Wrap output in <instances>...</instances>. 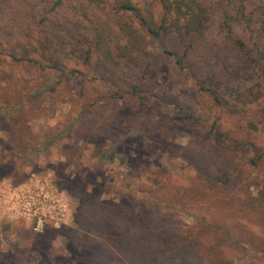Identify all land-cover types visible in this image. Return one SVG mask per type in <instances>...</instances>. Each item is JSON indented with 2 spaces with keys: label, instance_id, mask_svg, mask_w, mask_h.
<instances>
[{
  "label": "rangeland",
  "instance_id": "rangeland-1",
  "mask_svg": "<svg viewBox=\"0 0 264 264\" xmlns=\"http://www.w3.org/2000/svg\"><path fill=\"white\" fill-rule=\"evenodd\" d=\"M131 1L160 22L158 0ZM222 17L211 40L222 36ZM12 37L0 29V180L49 175L71 216L38 234L29 220H0V264H264V157L251 163L253 147L264 150V125L251 126L255 107L231 114L209 95L193 97V77L149 36L160 58L154 83L126 68L124 77L119 65L112 76L95 53L62 74L18 61ZM137 83L143 89L132 92ZM154 87L180 94L193 123L171 119ZM213 120L226 142L210 132ZM154 232L171 244L150 240Z\"/></svg>",
  "mask_w": 264,
  "mask_h": 264
},
{
  "label": "trees",
  "instance_id": "trees-1",
  "mask_svg": "<svg viewBox=\"0 0 264 264\" xmlns=\"http://www.w3.org/2000/svg\"><path fill=\"white\" fill-rule=\"evenodd\" d=\"M158 1L161 18L153 24L131 0H0V29L12 30L18 61H39L62 74L68 61L86 64L95 53L112 76L118 75L119 65L124 77L126 68L136 79L147 77L154 83L160 58L148 49L149 36L193 77L198 90L193 97L209 95L231 114L255 107L251 126L264 125V0ZM217 11L223 16V32L219 40H211L208 31ZM126 13H132L140 27ZM233 22L241 27L240 34ZM131 87L132 92L143 89L138 83ZM154 88L157 101L172 109L171 119L193 123L195 109L180 94ZM218 129L213 120L210 132L226 142ZM253 151L251 163L256 164L264 150L254 146ZM150 237L171 244L167 235L154 232Z\"/></svg>",
  "mask_w": 264,
  "mask_h": 264
},
{
  "label": "built area",
  "instance_id": "built-area-1",
  "mask_svg": "<svg viewBox=\"0 0 264 264\" xmlns=\"http://www.w3.org/2000/svg\"><path fill=\"white\" fill-rule=\"evenodd\" d=\"M70 216L67 197L49 175L32 176L20 184L0 180V220H29L38 234L65 225Z\"/></svg>",
  "mask_w": 264,
  "mask_h": 264
}]
</instances>
